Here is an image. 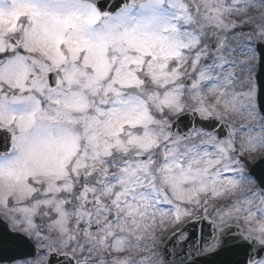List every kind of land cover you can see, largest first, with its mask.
I'll list each match as a JSON object with an SVG mask.
<instances>
[{
  "label": "snow or ice",
  "instance_id": "6c2138e0",
  "mask_svg": "<svg viewBox=\"0 0 264 264\" xmlns=\"http://www.w3.org/2000/svg\"><path fill=\"white\" fill-rule=\"evenodd\" d=\"M262 75L264 0H0V264H264Z\"/></svg>",
  "mask_w": 264,
  "mask_h": 264
},
{
  "label": "rangeland",
  "instance_id": "374dc122",
  "mask_svg": "<svg viewBox=\"0 0 264 264\" xmlns=\"http://www.w3.org/2000/svg\"><path fill=\"white\" fill-rule=\"evenodd\" d=\"M218 203H223L224 201H217ZM209 211H211V208L209 209ZM174 229L169 227L167 231H163V230H159L158 231V239L156 241V252H157V258H159V255H160V249H161V246L164 242V240L171 234V232L173 231Z\"/></svg>",
  "mask_w": 264,
  "mask_h": 264
},
{
  "label": "water",
  "instance_id": "95a60500",
  "mask_svg": "<svg viewBox=\"0 0 264 264\" xmlns=\"http://www.w3.org/2000/svg\"><path fill=\"white\" fill-rule=\"evenodd\" d=\"M259 84L264 86V75L261 76V78L259 80ZM3 135H4L3 133H0V148H2V144H3ZM257 174H259V169H257ZM166 241H165V243H166ZM165 243H164V245H165ZM164 245H163L161 253L164 252ZM24 251L29 252V253H33V254L35 253L34 247L25 248Z\"/></svg>",
  "mask_w": 264,
  "mask_h": 264
}]
</instances>
